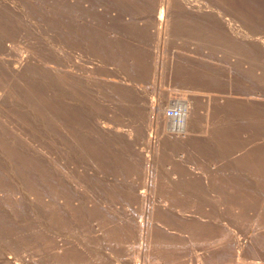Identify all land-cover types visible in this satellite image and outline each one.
<instances>
[{"label": "rangeland", "instance_id": "374dc122", "mask_svg": "<svg viewBox=\"0 0 264 264\" xmlns=\"http://www.w3.org/2000/svg\"><path fill=\"white\" fill-rule=\"evenodd\" d=\"M0 3V264H264V0Z\"/></svg>", "mask_w": 264, "mask_h": 264}, {"label": "bare ground", "instance_id": "6f19581e", "mask_svg": "<svg viewBox=\"0 0 264 264\" xmlns=\"http://www.w3.org/2000/svg\"><path fill=\"white\" fill-rule=\"evenodd\" d=\"M162 1V0H161ZM165 1V0H164ZM4 2V1H3ZM8 3V2H7ZM10 3V2H9ZM1 4V3H0ZM5 4V3H4ZM13 5V4H12ZM1 6H2V4H1ZM6 6V5H5ZM9 6V5H8ZM13 7H15V6H13ZM3 8V7H2ZM7 8H9L10 9V7H7ZM8 10V9H7ZM9 11V10H8ZM17 11V10H16ZM24 11V10H23ZM21 13V12H20ZM19 13V14H20ZM162 13V12H161ZM23 15V14H22ZM21 15V16H22ZM161 15L162 14H160V17H158V22L159 23H161V22H163V20H162V17H161ZM163 16V15H162ZM22 18V17H21ZM24 20V19H23ZM162 20V21H161ZM26 23V22H25ZM28 25V24H27ZM27 27V26H26ZM28 28H29V26H28ZM42 38V37H41ZM257 43H260V42H258L257 41ZM263 43V42H262ZM44 44V43H43ZM46 44V43H45ZM49 44H50V42H49ZM48 44V45H49ZM261 44V43H260ZM47 46V45H46ZM52 46V45H51ZM50 46V47H51ZM263 46H264V44H263ZM263 46L261 45V47H262V49H263ZM46 48V47H45ZM59 50V49H58ZM263 51H264V49H263ZM53 52V51H52ZM57 53H59V52H57ZM59 54H61V53H59ZM66 54V53H65ZM64 54V55H65ZM62 55V54H61ZM60 55H58V57H59ZM68 56V55H67ZM61 57V56H60ZM57 60V59H56ZM60 60H62V57H61V59ZM9 69V68H8ZM95 69V68H94ZM109 69V68H108ZM253 93V92H252ZM178 100H175V102H177ZM173 102H174V100H173ZM174 102V103H175ZM177 103H179L178 105L179 106H183V103L182 102H180V100H179V102H177ZM153 107V106H152ZM183 108V107H182ZM154 110V109H153ZM164 111V110H163ZM181 111L183 112V109H181ZM152 112V111H151ZM163 113V112H162ZM165 117V119H163V123L165 124V126H169L170 128H173L174 126H175V128L176 127H182L183 126V119H184V117H185V114H183V115H181V117L179 118V119H172V118H170V116L169 115H167V114H165L164 115ZM181 121H182V123H181ZM184 124H185V122H184ZM171 126H173V127H171ZM166 128V127H165ZM180 130V129H179ZM66 137V136H65ZM58 171V174H59V170H57ZM58 177V176H57ZM240 248H239V250L237 251V263L236 264H243L242 263V261H241V259H240ZM257 264V263H256Z\"/></svg>", "mask_w": 264, "mask_h": 264}, {"label": "built area", "instance_id": "2783aa9c", "mask_svg": "<svg viewBox=\"0 0 264 264\" xmlns=\"http://www.w3.org/2000/svg\"><path fill=\"white\" fill-rule=\"evenodd\" d=\"M170 118L179 119L181 117V111L179 110H171L169 113Z\"/></svg>", "mask_w": 264, "mask_h": 264}]
</instances>
